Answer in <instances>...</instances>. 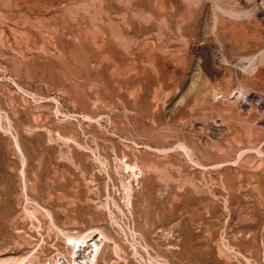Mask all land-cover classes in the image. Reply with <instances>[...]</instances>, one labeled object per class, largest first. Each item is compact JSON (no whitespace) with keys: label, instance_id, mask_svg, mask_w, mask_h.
I'll list each match as a JSON object with an SVG mask.
<instances>
[{"label":"rangeland","instance_id":"1","mask_svg":"<svg viewBox=\"0 0 264 264\" xmlns=\"http://www.w3.org/2000/svg\"><path fill=\"white\" fill-rule=\"evenodd\" d=\"M72 236L264 264V0H0V259Z\"/></svg>","mask_w":264,"mask_h":264},{"label":"built area","instance_id":"2","mask_svg":"<svg viewBox=\"0 0 264 264\" xmlns=\"http://www.w3.org/2000/svg\"><path fill=\"white\" fill-rule=\"evenodd\" d=\"M68 246H70L72 249L73 242L69 241ZM95 254H96V250L95 253L94 252L92 253L90 249L88 250L75 249L69 258L63 256L64 258H59L58 261H56V263L57 264H97V259L94 258ZM90 255L92 257H89ZM47 264H49V262H47Z\"/></svg>","mask_w":264,"mask_h":264},{"label":"bare ground","instance_id":"3","mask_svg":"<svg viewBox=\"0 0 264 264\" xmlns=\"http://www.w3.org/2000/svg\"><path fill=\"white\" fill-rule=\"evenodd\" d=\"M70 237V236H69ZM72 239H73V250L74 249H76L78 246L82 249L83 247L84 248H90L91 249V252L93 253H95V250H96V254L94 255V257L97 259V261H98V256L100 255V253H101V251H100V244H99V242L95 239V238H93V239H87V237H73L72 236ZM95 239V241H93ZM93 242V243H92ZM86 244V245H85ZM80 249V250H81ZM90 257H92L91 255H90ZM5 258H1L0 259V264H23L24 263V259L25 258H23L22 260H20L19 261V259H17L18 261H16V262H14V263H12V262H7V260H4ZM9 259H14V257L13 258H9Z\"/></svg>","mask_w":264,"mask_h":264}]
</instances>
